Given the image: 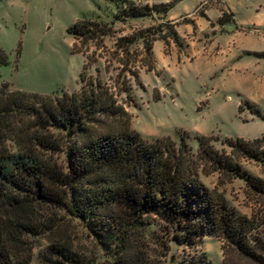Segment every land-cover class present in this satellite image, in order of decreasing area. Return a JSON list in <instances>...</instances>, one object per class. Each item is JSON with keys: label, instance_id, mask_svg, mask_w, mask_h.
<instances>
[{"label": "rangeland", "instance_id": "374dc122", "mask_svg": "<svg viewBox=\"0 0 264 264\" xmlns=\"http://www.w3.org/2000/svg\"><path fill=\"white\" fill-rule=\"evenodd\" d=\"M130 1L152 6L172 0ZM120 5L119 0H0V86L61 97L99 80L144 141L169 137L179 145L186 134L193 152L197 136L211 138L212 146L226 153L227 138L264 137V0H177L165 14L115 20ZM82 18L113 22L111 35L76 40L68 29ZM136 36L131 47L117 46L120 38ZM237 162L264 180L261 164ZM199 178L239 213L264 221V196L242 179L206 166ZM4 211L6 243L17 261L65 264L48 250L51 245L85 256L94 250L81 225L58 210L31 204ZM221 245L205 237L199 253L205 251L213 264H223V257L228 264H250L229 250L223 253Z\"/></svg>", "mask_w": 264, "mask_h": 264}, {"label": "trees", "instance_id": "16d2710c", "mask_svg": "<svg viewBox=\"0 0 264 264\" xmlns=\"http://www.w3.org/2000/svg\"><path fill=\"white\" fill-rule=\"evenodd\" d=\"M119 1L115 20L165 14L177 0L152 6ZM112 24L82 18L68 33L82 43L93 41L111 35ZM168 29L178 45L176 31ZM137 38L122 37L117 46L127 49ZM129 123L99 80L61 97L0 86V264H28L10 253L2 214L31 204L77 221L91 242L90 256L51 245L48 250L65 264H97L95 251L102 264H213L205 251L199 253L205 237L220 241L223 253L264 264V221L239 213L199 178L206 166L264 196V180L237 162L264 167V137L227 138L226 153L211 138L197 136L193 152L186 134L179 145L169 137L146 142ZM222 263L228 264L224 257Z\"/></svg>", "mask_w": 264, "mask_h": 264}]
</instances>
